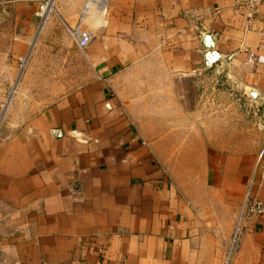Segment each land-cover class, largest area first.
I'll use <instances>...</instances> for the list:
<instances>
[{"label": "crops", "instance_id": "crops-1", "mask_svg": "<svg viewBox=\"0 0 264 264\" xmlns=\"http://www.w3.org/2000/svg\"><path fill=\"white\" fill-rule=\"evenodd\" d=\"M103 1L89 77L0 135V264H264V1Z\"/></svg>", "mask_w": 264, "mask_h": 264}, {"label": "rangeland", "instance_id": "rangeland-1", "mask_svg": "<svg viewBox=\"0 0 264 264\" xmlns=\"http://www.w3.org/2000/svg\"><path fill=\"white\" fill-rule=\"evenodd\" d=\"M28 1L19 8L13 0H0V135L11 117L36 113L89 77L83 50L63 23L51 22L55 0L45 18L42 5L50 0H36L35 6ZM247 109L246 118L258 125L259 114Z\"/></svg>", "mask_w": 264, "mask_h": 264}, {"label": "built area", "instance_id": "built-area-1", "mask_svg": "<svg viewBox=\"0 0 264 264\" xmlns=\"http://www.w3.org/2000/svg\"><path fill=\"white\" fill-rule=\"evenodd\" d=\"M98 2L99 0H87L86 7L83 9L78 22L74 26H69V32L71 36L74 38L77 46L80 49H84L92 40L93 33L89 28L84 26L85 19L89 12V6L94 2ZM264 0H242L244 7H246L248 11V15L252 16L257 5ZM100 7L103 8L104 1L100 0ZM254 113L256 114L259 111L257 106L252 108ZM247 208L251 214H260L264 212V200L260 198H255L252 202L249 203L248 197L246 198L244 209ZM243 209V210H244ZM241 231L239 229L236 230L234 238L237 240L240 236Z\"/></svg>", "mask_w": 264, "mask_h": 264}, {"label": "water", "instance_id": "water-1", "mask_svg": "<svg viewBox=\"0 0 264 264\" xmlns=\"http://www.w3.org/2000/svg\"><path fill=\"white\" fill-rule=\"evenodd\" d=\"M203 43L208 47V49H210L215 45V37L211 33H205L203 36ZM215 58L216 53H211V50H209L206 54L205 63L209 65L215 61ZM251 94L257 99L261 98L260 95L254 90L251 91Z\"/></svg>", "mask_w": 264, "mask_h": 264}, {"label": "bare ground", "instance_id": "bare-ground-1", "mask_svg": "<svg viewBox=\"0 0 264 264\" xmlns=\"http://www.w3.org/2000/svg\"><path fill=\"white\" fill-rule=\"evenodd\" d=\"M51 2H47L46 4L42 5V11H41V14L43 15V17L45 18L47 15H48V12L50 10V7H51Z\"/></svg>", "mask_w": 264, "mask_h": 264}]
</instances>
